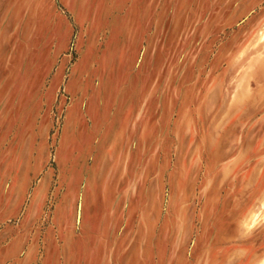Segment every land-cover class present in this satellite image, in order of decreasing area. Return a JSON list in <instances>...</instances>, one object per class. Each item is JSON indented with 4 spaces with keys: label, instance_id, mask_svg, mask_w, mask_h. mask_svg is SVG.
Masks as SVG:
<instances>
[{
    "label": "rangeland",
    "instance_id": "374dc122",
    "mask_svg": "<svg viewBox=\"0 0 264 264\" xmlns=\"http://www.w3.org/2000/svg\"><path fill=\"white\" fill-rule=\"evenodd\" d=\"M119 2L92 57L101 87L88 157L61 155L37 251L9 238L0 264H253L264 250V206L253 208L264 0ZM61 49L77 57L71 38ZM130 125L134 137L122 135Z\"/></svg>",
    "mask_w": 264,
    "mask_h": 264
},
{
    "label": "crops",
    "instance_id": "0c3cea01",
    "mask_svg": "<svg viewBox=\"0 0 264 264\" xmlns=\"http://www.w3.org/2000/svg\"><path fill=\"white\" fill-rule=\"evenodd\" d=\"M119 4L0 0V244L9 238H30L34 255L51 197L52 208L57 204L61 155L75 151L80 158L86 151L85 161L88 157L86 141L96 133L92 105L101 87V64L92 57L103 55L94 54L99 49L97 35L108 33L109 22L121 16ZM46 17L52 25L48 31ZM70 38L77 56L73 62L61 49ZM122 135L134 137L133 126H125ZM262 172L255 209L264 206ZM263 259L264 250L251 263Z\"/></svg>",
    "mask_w": 264,
    "mask_h": 264
},
{
    "label": "bare ground",
    "instance_id": "6f19581e",
    "mask_svg": "<svg viewBox=\"0 0 264 264\" xmlns=\"http://www.w3.org/2000/svg\"><path fill=\"white\" fill-rule=\"evenodd\" d=\"M241 224H242V223H241ZM243 224H244V223H243ZM243 224H242V225H243Z\"/></svg>",
    "mask_w": 264,
    "mask_h": 264
}]
</instances>
